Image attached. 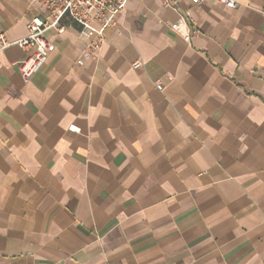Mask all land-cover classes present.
Returning <instances> with one entry per match:
<instances>
[{
	"label": "crops",
	"instance_id": "1",
	"mask_svg": "<svg viewBox=\"0 0 264 264\" xmlns=\"http://www.w3.org/2000/svg\"><path fill=\"white\" fill-rule=\"evenodd\" d=\"M236 1L129 0L96 59L67 19L28 82L0 42V264H264V0ZM45 15L0 0V34Z\"/></svg>",
	"mask_w": 264,
	"mask_h": 264
},
{
	"label": "built area",
	"instance_id": "2",
	"mask_svg": "<svg viewBox=\"0 0 264 264\" xmlns=\"http://www.w3.org/2000/svg\"><path fill=\"white\" fill-rule=\"evenodd\" d=\"M44 4L46 15L33 18L28 26V34L17 40L9 41L5 34H0L2 48L14 44L26 49L28 54L18 62L22 78L28 82L32 76L39 71L47 62L49 54L55 49L46 36L50 29L63 32L65 20L81 26V33L87 39L85 47L86 56L96 59L100 48L105 42V29L115 25L116 16L126 6L129 0H41ZM181 0H161L164 6L177 8ZM192 4H200L206 0H190ZM228 8L237 6L236 0H214ZM264 15V6L260 9ZM189 22L186 16L181 15L171 28L186 41H189L192 34L196 32L193 26L196 21L189 14ZM79 64H83L81 59ZM141 62H135L134 67L138 68ZM162 83H157V88L163 89ZM71 130H78L76 126H70Z\"/></svg>",
	"mask_w": 264,
	"mask_h": 264
}]
</instances>
